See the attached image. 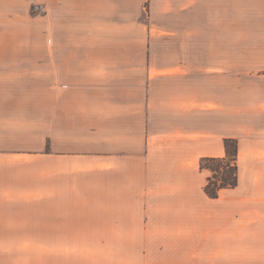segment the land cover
<instances>
[{
  "label": "crops",
  "instance_id": "1",
  "mask_svg": "<svg viewBox=\"0 0 264 264\" xmlns=\"http://www.w3.org/2000/svg\"><path fill=\"white\" fill-rule=\"evenodd\" d=\"M0 264H264V0H0Z\"/></svg>",
  "mask_w": 264,
  "mask_h": 264
},
{
  "label": "trees",
  "instance_id": "2",
  "mask_svg": "<svg viewBox=\"0 0 264 264\" xmlns=\"http://www.w3.org/2000/svg\"><path fill=\"white\" fill-rule=\"evenodd\" d=\"M223 145V157H204L199 161V169L209 173L203 191L210 199H216L220 190L232 189L238 183L237 141L227 138Z\"/></svg>",
  "mask_w": 264,
  "mask_h": 264
},
{
  "label": "rangeland",
  "instance_id": "3",
  "mask_svg": "<svg viewBox=\"0 0 264 264\" xmlns=\"http://www.w3.org/2000/svg\"><path fill=\"white\" fill-rule=\"evenodd\" d=\"M224 4H226V2H225ZM35 6H40V7H41L40 4L35 5ZM35 6H34V7H35ZM34 7H33V8H34ZM32 12L35 13V14H36V13H37V14H41V9L37 10V9L34 8V9H32ZM35 138H36V136H35ZM34 142H36V139L34 140Z\"/></svg>",
  "mask_w": 264,
  "mask_h": 264
},
{
  "label": "built area",
  "instance_id": "4",
  "mask_svg": "<svg viewBox=\"0 0 264 264\" xmlns=\"http://www.w3.org/2000/svg\"><path fill=\"white\" fill-rule=\"evenodd\" d=\"M34 8L37 9V10L41 9V12L43 11V10H42V7H40V6H35ZM34 8H33V9H34ZM34 14H35V13H34Z\"/></svg>",
  "mask_w": 264,
  "mask_h": 264
}]
</instances>
